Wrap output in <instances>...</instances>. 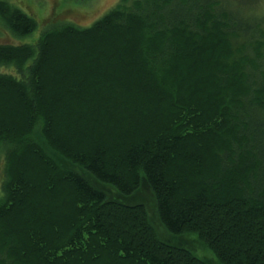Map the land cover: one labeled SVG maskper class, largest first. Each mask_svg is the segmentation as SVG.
Listing matches in <instances>:
<instances>
[{
  "label": "trees",
  "instance_id": "obj_1",
  "mask_svg": "<svg viewBox=\"0 0 264 264\" xmlns=\"http://www.w3.org/2000/svg\"><path fill=\"white\" fill-rule=\"evenodd\" d=\"M223 2L121 0L0 46V264H264V13ZM0 25L38 22L0 0Z\"/></svg>",
  "mask_w": 264,
  "mask_h": 264
},
{
  "label": "rangeland",
  "instance_id": "obj_2",
  "mask_svg": "<svg viewBox=\"0 0 264 264\" xmlns=\"http://www.w3.org/2000/svg\"><path fill=\"white\" fill-rule=\"evenodd\" d=\"M11 3L12 6L23 10L27 15L34 18L38 22V27L34 34L26 36L23 39L12 35L0 25V46L1 45H15L22 46L23 44L35 46L39 38L45 31L54 29L59 25L73 24L81 28H90L95 22L101 19L103 15L108 13L112 8L116 7L121 0H4ZM225 6L231 5L233 11L242 14L245 17L248 15L264 13V0L247 1V0H222ZM258 2V3H257ZM247 3H251L253 10L247 7ZM257 9V10H255ZM0 73L13 74V70L9 68H0ZM5 157L0 154V198L3 197L4 192L2 186L5 181ZM134 202L145 203L149 209L150 217L153 220L154 228L156 227L162 237L166 238L167 233L156 215V207L150 192L143 189L140 193L132 199ZM183 242H189L187 238L180 239ZM211 259L212 257L207 254ZM215 262V261H214ZM216 264V262H215Z\"/></svg>",
  "mask_w": 264,
  "mask_h": 264
}]
</instances>
